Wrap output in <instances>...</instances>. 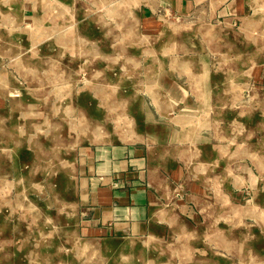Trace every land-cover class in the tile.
Instances as JSON below:
<instances>
[{
	"label": "rangeland",
	"instance_id": "rangeland-1",
	"mask_svg": "<svg viewBox=\"0 0 264 264\" xmlns=\"http://www.w3.org/2000/svg\"><path fill=\"white\" fill-rule=\"evenodd\" d=\"M0 264H264V0H0Z\"/></svg>",
	"mask_w": 264,
	"mask_h": 264
},
{
	"label": "crops",
	"instance_id": "crops-1",
	"mask_svg": "<svg viewBox=\"0 0 264 264\" xmlns=\"http://www.w3.org/2000/svg\"><path fill=\"white\" fill-rule=\"evenodd\" d=\"M153 135H156V133H153ZM104 151H105L104 158L102 159V162L98 165L100 166V168L104 169L105 171L104 175H107L105 179H110L111 175H119V174L123 175L122 177L128 178V174L130 173V170H128V168L131 167V165H136L139 168H141L144 165V161L142 157H140L139 155L138 157L136 156L134 157L130 153V150L127 149L126 147L113 148L110 150L107 149ZM135 152H138L140 154V152L142 153V150L138 151V149H135ZM158 158L159 156L157 157V159ZM162 163H164L163 160ZM138 179H140L141 181L140 176H138ZM140 181L133 188L131 187L128 189L125 188V190L121 189L118 192H116V190L111 189L110 187H105L104 191H100L101 194L104 192L105 196H103L102 199H104L105 204L108 205V207L105 208L104 213L101 214L100 218L102 221H106L107 219H111V218L113 219V216L115 215V218L118 219L134 220L139 228L140 224L143 223L142 221H144L143 219H145L149 214L148 207L146 206L147 200H148V205H149V201H150V206L154 204L152 199L149 200L148 191H146V188L142 187L143 183ZM123 199L124 202L123 201L121 202V200ZM117 200L119 203H124L125 206L121 207V205L118 204L115 207L113 206L111 207V203ZM156 215L167 217L169 216V213L158 211ZM133 222H131L130 226L127 224L128 221L123 222L119 225L127 224L128 228H130V231L132 233L133 231L131 230V228Z\"/></svg>",
	"mask_w": 264,
	"mask_h": 264
},
{
	"label": "bare ground",
	"instance_id": "bare-ground-1",
	"mask_svg": "<svg viewBox=\"0 0 264 264\" xmlns=\"http://www.w3.org/2000/svg\"><path fill=\"white\" fill-rule=\"evenodd\" d=\"M79 38V37H78ZM76 39V38H75ZM3 120V119H2ZM91 136V135H90ZM92 137V136H91ZM38 214V213H37ZM59 221V220H58ZM60 222V221H59ZM85 243V242H84ZM79 244H83V242L82 243H80L79 242ZM82 246H84V245H82ZM96 248V247H95ZM95 252V251H94ZM134 258V257H133ZM124 261V260H123Z\"/></svg>",
	"mask_w": 264,
	"mask_h": 264
}]
</instances>
